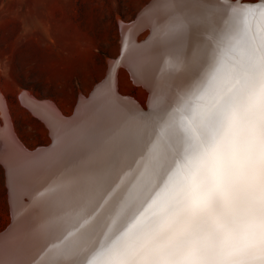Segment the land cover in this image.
<instances>
[{"label":"bare ground","instance_id":"1","mask_svg":"<svg viewBox=\"0 0 264 264\" xmlns=\"http://www.w3.org/2000/svg\"><path fill=\"white\" fill-rule=\"evenodd\" d=\"M261 2L241 10L224 0L204 7L193 0H155L122 26L129 67L151 90L149 109L117 91L118 60L69 120L48 101L21 94L52 127L50 147L29 151L19 143L0 94L14 213L0 236V264H82L86 253L147 207L169 150L179 148L186 134L176 123L186 124L193 109L206 111L211 96L199 97L212 77L226 81L246 58L249 37L258 38ZM144 25L151 36L140 44L136 34ZM148 114L152 124L141 120Z\"/></svg>","mask_w":264,"mask_h":264},{"label":"snow or ice","instance_id":"2","mask_svg":"<svg viewBox=\"0 0 264 264\" xmlns=\"http://www.w3.org/2000/svg\"><path fill=\"white\" fill-rule=\"evenodd\" d=\"M258 38L226 81L199 97L206 111L176 123L147 207L82 264H264V6ZM146 124L152 115H143ZM172 118L166 124L171 126Z\"/></svg>","mask_w":264,"mask_h":264},{"label":"rangeland","instance_id":"3","mask_svg":"<svg viewBox=\"0 0 264 264\" xmlns=\"http://www.w3.org/2000/svg\"><path fill=\"white\" fill-rule=\"evenodd\" d=\"M153 1L0 0V94L20 144L33 151L54 143L48 121L38 116L21 94L48 101L69 120L81 98L91 97L117 60V91L149 109L151 90L129 67L122 26L134 23ZM207 1L205 6L216 0ZM224 1L255 5L262 0ZM136 35L140 44L147 43L151 29L144 25ZM5 124L0 113V155H5L0 156V236L14 219L8 174L12 164L2 153L7 143Z\"/></svg>","mask_w":264,"mask_h":264},{"label":"water","instance_id":"4","mask_svg":"<svg viewBox=\"0 0 264 264\" xmlns=\"http://www.w3.org/2000/svg\"><path fill=\"white\" fill-rule=\"evenodd\" d=\"M155 1V0H154ZM153 1V2H154ZM193 1H199L200 2V6L201 5H203L202 7H204L205 5H207V3H209L207 0H193ZM153 2H152V4H153ZM228 3V5L229 6H231V7H233L234 9H243V10H249V9H254V8H258L259 7V5L260 4H262L263 2H258V4H255V5H248V4H244V3H242V2H239V3H229V1L227 2ZM151 4V5H152ZM239 4V5H238ZM238 11H240V10H238ZM139 18V17H138ZM95 90V89H94ZM94 92V91H93ZM93 92L91 93V97L90 98H88V100L89 99H91L92 98V96H93ZM148 110V109H147ZM146 110V111H147ZM74 116V115H73ZM92 128H93V126H92Z\"/></svg>","mask_w":264,"mask_h":264}]
</instances>
